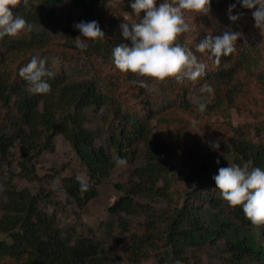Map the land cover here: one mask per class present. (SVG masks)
Returning a JSON list of instances; mask_svg holds the SVG:
<instances>
[{"label":"trees","instance_id":"trees-1","mask_svg":"<svg viewBox=\"0 0 264 264\" xmlns=\"http://www.w3.org/2000/svg\"><path fill=\"white\" fill-rule=\"evenodd\" d=\"M122 1L123 8H113L109 0H29V10L22 3L12 9L33 27L31 32L0 39V62L7 55L21 57L12 72L0 66V178L11 149L18 148V175L31 181L43 179L31 163L44 151H54L60 135L85 171L90 189L81 192L77 176L59 168L48 178L58 181L55 187L83 208L108 183L118 157L129 165L139 159L130 181L114 184L122 195L108 206L113 219L105 224L109 234L115 223L121 233H129L121 249L127 260L147 259L150 247L160 253L158 264H206L195 261L193 253L214 250V244L223 241L225 246L218 251L221 264L264 261V226H253L242 207L232 208L223 201L213 179L219 168L233 163L264 169V96L258 99L264 87V36L254 26L253 10L241 7L238 0H211L207 15L185 14L192 31L181 34L177 42L193 51L208 35L231 29L242 36L235 51L219 64L207 52L196 53L206 65L197 81H156L163 101L168 100L161 112L163 108L149 106L134 83L136 77L121 73L112 62L113 47L130 44L121 34L124 18L130 24L140 19L129 0ZM232 5V15L243 14L235 23L229 19ZM106 9L111 11L108 22L100 18ZM87 20L97 21L105 37L81 51L75 47L80 33L74 25ZM34 55L48 57L46 66L55 72L48 79V94L30 93L19 76V69ZM53 57L60 58L55 67ZM191 84L214 85L213 98L202 113L187 99ZM239 100L250 104L253 117L234 126L230 111ZM182 111L190 113L189 118L178 117ZM93 118L99 127H91ZM203 135L208 138H200ZM171 142L190 144L196 155L194 168L175 169L178 146ZM216 143L218 149L212 147ZM41 202L26 189L1 184L0 264L112 263L113 255L98 237L62 230ZM163 202L165 208L158 206Z\"/></svg>","mask_w":264,"mask_h":264},{"label":"clouds","instance_id":"clouds-1","mask_svg":"<svg viewBox=\"0 0 264 264\" xmlns=\"http://www.w3.org/2000/svg\"><path fill=\"white\" fill-rule=\"evenodd\" d=\"M23 4L29 10V0H0V39L5 36L16 37L22 32H31L32 24L23 16L14 13L18 5ZM241 7L252 11L255 27L264 36V0H238ZM211 0H129V6L134 14L140 17L138 22H126L120 25L125 41L112 49V62L121 73H131L136 77L134 83L138 87L149 88L148 81L163 82L169 78L178 83L184 80L195 82L205 74L206 65L198 59L196 53H209V59L216 64L222 57H227L235 51V44L242 33L231 29L221 35H208L195 45V50L189 49L177 42L181 34L190 33L191 25L186 21V13L207 15L211 8ZM235 5L228 9L229 19L235 23L243 14L232 15ZM143 14V15H141ZM80 35L75 37V47L81 51L87 50L90 42L104 39L105 34L95 20L81 21L74 25ZM48 57L33 56L30 61L19 69V76L28 84V91L35 95L48 94L51 85L48 79L54 78L55 72L47 67ZM52 67L60 63L59 57L51 58ZM208 85L200 88L201 93L211 92ZM206 103H198L202 113ZM195 126L196 121L191 122ZM218 149L219 144H213ZM118 166H124V158L116 159ZM215 188L220 198L232 207H242L245 218L255 227L264 226V169L249 168L229 164L218 169L213 177ZM80 191L87 192L90 185L77 176ZM58 181H53L56 184ZM195 187V185H193Z\"/></svg>","mask_w":264,"mask_h":264},{"label":"rangeland","instance_id":"rangeland-1","mask_svg":"<svg viewBox=\"0 0 264 264\" xmlns=\"http://www.w3.org/2000/svg\"><path fill=\"white\" fill-rule=\"evenodd\" d=\"M109 5L113 8H123L125 4L122 0H109ZM111 11L106 9L100 15L103 21L108 22V13ZM186 18V16H185ZM85 22H88L85 21ZM57 43V42H55ZM21 62V57L17 54L7 55L0 62V66H4L6 70L12 72L16 70L17 66ZM80 76L83 77L82 72ZM149 88H140L142 94L148 100L149 106L153 110L158 107L163 108L161 112H165V104L168 100L163 101L162 92L160 91L156 81H148ZM219 82H216L218 85ZM191 84L189 92L187 93V99L194 107H198V103L204 102L208 103L213 98V84H201L194 85ZM204 85L210 86L211 92L201 93L200 88ZM264 96V87L260 89V95L258 99L260 100ZM250 104L245 100L237 101V106L233 107L230 111L229 121L232 125L236 126L246 122L252 121L253 114L249 112ZM188 112L178 113V117L189 118ZM94 116V115H92ZM204 118V117H203ZM215 117L212 118V121ZM101 124L98 119L93 118L91 127L96 128ZM157 130L158 128L155 127ZM155 130V132L157 131ZM204 136V137H203ZM200 136V138L206 140L208 135ZM178 143L171 142V145H177ZM190 144L181 143L176 147L175 152L179 156V159L175 160V169H182L183 172L189 171L194 168V163L196 162L193 153L194 151L189 150ZM19 160L18 148H12L9 159L5 161L3 175L0 178L1 184H11L16 189L23 190L26 189L33 194H37L41 202V208L51 214L55 218L56 224L58 223L59 228L62 230H69L74 236L76 235H89L98 237L101 240L103 246L106 250H110L113 258H111V264H158L157 261L160 253L159 251H151L147 259L142 258L139 261L127 260L123 255L122 247L127 245L128 234H123L115 223L112 227V232L109 234L107 231L106 223L112 221V216L108 213L107 208L110 204L115 202L122 193H119L114 184H126L131 178V172L134 167L139 164V159L132 165L126 164L124 166H115L113 173L110 176L108 183L103 184L99 187L97 196L90 200L83 208L77 207L72 204L71 201L52 183V179L48 178L50 172H58L56 168L61 169L62 173L66 175L75 174L80 176L83 180L87 181L88 178L85 174L83 168L79 165L74 153L71 150L69 143L62 137L57 136L54 142V151H44L40 156L33 159L32 163L36 167L37 176L42 178L41 180L31 181L24 178L19 173V168L17 167V162ZM59 171V172H60ZM12 172L16 175L10 177ZM47 176V177H46ZM176 188V185L174 186ZM175 203L172 201L171 204ZM158 206L162 208L166 207L165 202L159 203ZM135 227V225L133 226ZM225 246L223 241H217L212 249H201L193 253L196 255L197 262L210 263V264H221L219 259L218 251ZM246 264H264V261L250 260L246 261Z\"/></svg>","mask_w":264,"mask_h":264}]
</instances>
